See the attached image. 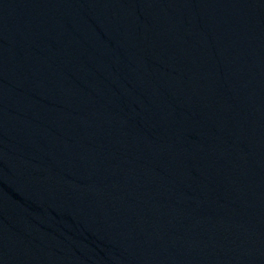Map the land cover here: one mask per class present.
<instances>
[{
	"label": "water",
	"instance_id": "water-1",
	"mask_svg": "<svg viewBox=\"0 0 264 264\" xmlns=\"http://www.w3.org/2000/svg\"><path fill=\"white\" fill-rule=\"evenodd\" d=\"M0 264H264V0H0Z\"/></svg>",
	"mask_w": 264,
	"mask_h": 264
}]
</instances>
